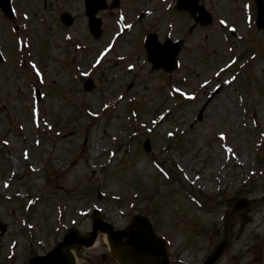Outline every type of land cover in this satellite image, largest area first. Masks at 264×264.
I'll return each mask as SVG.
<instances>
[{
    "label": "rangeland",
    "instance_id": "rangeland-1",
    "mask_svg": "<svg viewBox=\"0 0 264 264\" xmlns=\"http://www.w3.org/2000/svg\"><path fill=\"white\" fill-rule=\"evenodd\" d=\"M250 1L200 0L213 22L189 32L174 0H124L125 33L112 20L98 41L80 0L46 26L37 0H15V33L0 15V264H27L71 229L88 236L94 209L115 229L151 217L173 262L225 243L216 264H264V31ZM149 32L184 41L173 73L150 71ZM105 242L72 247L76 264H118Z\"/></svg>",
    "mask_w": 264,
    "mask_h": 264
},
{
    "label": "water",
    "instance_id": "water-1",
    "mask_svg": "<svg viewBox=\"0 0 264 264\" xmlns=\"http://www.w3.org/2000/svg\"><path fill=\"white\" fill-rule=\"evenodd\" d=\"M258 5L259 26H263V8L260 0H256ZM3 3V11L10 14L7 0H0ZM104 0H85L86 16L90 31L97 36L99 34L100 21L94 17L98 10L104 9ZM176 8L186 11L193 18L195 25L207 26L211 22V17L198 5V0H178ZM197 14V15H196ZM61 20L66 25L70 24L67 15H62ZM263 21V20H262ZM194 25V26H195ZM192 26V28L194 27ZM182 43L172 44L169 40L160 46L156 37L149 35L146 40V52L149 62L152 63L153 70L164 69L172 71L176 68L175 56L181 48ZM92 83H85V90H90ZM146 151L149 150L148 143L144 145ZM236 207H239V205ZM105 234L112 256L120 264H169L165 243L157 238L150 227L146 217L136 215L132 223L125 230L115 231L113 227L99 219L94 212L92 216V233L86 239H81L75 231L68 232L57 246L44 256L32 258L28 264H75V258L71 251H63L66 247L78 245L79 247L90 248L93 246L97 233ZM225 244L219 245L212 256L204 264H214L220 257Z\"/></svg>",
    "mask_w": 264,
    "mask_h": 264
},
{
    "label": "flooded vegetation",
    "instance_id": "flooded-vegetation-1",
    "mask_svg": "<svg viewBox=\"0 0 264 264\" xmlns=\"http://www.w3.org/2000/svg\"><path fill=\"white\" fill-rule=\"evenodd\" d=\"M80 1L83 3V0H80ZM123 1L124 0H118V3L115 5L113 3L114 0H107V4H108L107 9L99 13V17L101 18L103 24L111 21L113 19V14L117 10L122 9L121 4ZM37 2L41 6V11L50 17L52 14H55L57 6H60V7L62 6V0H37Z\"/></svg>",
    "mask_w": 264,
    "mask_h": 264
},
{
    "label": "snow or ice",
    "instance_id": "snow-or-ice-1",
    "mask_svg": "<svg viewBox=\"0 0 264 264\" xmlns=\"http://www.w3.org/2000/svg\"><path fill=\"white\" fill-rule=\"evenodd\" d=\"M220 24H225V21L224 20H221L220 21ZM129 27H130V25H129ZM232 31H235L234 29H232ZM101 55H104L103 53H101ZM97 63H99V60L97 61ZM33 68H35V65H33ZM36 75L37 76H40V73H39V71H37L36 72ZM227 82V81H226ZM189 98H191V97H189ZM105 107H107L106 105H105ZM169 135H171V133H169ZM221 139H224V136L223 135H221ZM6 143V142H5ZM5 187H7V185H5Z\"/></svg>",
    "mask_w": 264,
    "mask_h": 264
}]
</instances>
